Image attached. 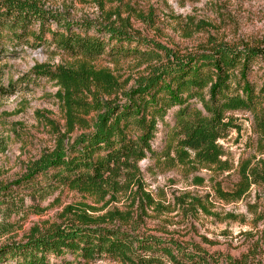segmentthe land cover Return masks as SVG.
Wrapping results in <instances>:
<instances>
[{"label":"rangeland","instance_id":"374dc122","mask_svg":"<svg viewBox=\"0 0 264 264\" xmlns=\"http://www.w3.org/2000/svg\"><path fill=\"white\" fill-rule=\"evenodd\" d=\"M29 1L74 23L116 24L134 38L161 46L172 58L216 46L253 47L264 39V0ZM50 25L56 30L54 23ZM77 63L53 47L25 49L19 57L7 60L18 91L0 97V188L21 179L32 164L62 142L69 146L91 133L97 113L79 111L76 126L69 133L59 84L32 77L37 65L69 70ZM92 66L110 74L118 85L116 93L110 97L99 94L98 99L121 106L124 96L160 64L131 59L114 64L102 58ZM263 74L264 60L251 75L258 86ZM27 78L33 80L24 81ZM91 98L88 96L89 104ZM235 118L240 133L232 130L219 141L228 171L145 159L137 164L138 174L123 172L116 192L82 194L59 187L34 196L21 190L11 206L0 207V246L77 226L78 218L85 215L101 227L164 243L175 250L174 254L181 253L178 259L195 258L202 264H264V186L253 185L237 202L225 203L215 193L218 187L224 192L233 190L241 166L264 168V135L254 128L249 113H238ZM165 135V128L159 127L152 143L157 153L164 150ZM65 262L75 264L70 255ZM161 264L173 263L164 260Z\"/></svg>","mask_w":264,"mask_h":264},{"label":"trees","instance_id":"16d2710c","mask_svg":"<svg viewBox=\"0 0 264 264\" xmlns=\"http://www.w3.org/2000/svg\"><path fill=\"white\" fill-rule=\"evenodd\" d=\"M115 26L74 23L43 11L29 0H0V97L18 91L6 64L8 59L19 57L25 49L53 47L76 60V66L53 70L37 65L32 77L59 84L68 132L74 130L79 111L97 113L91 133L69 146L62 142L32 164L21 179L1 187L0 207L11 206L21 190L34 196L59 187L82 194L116 192L123 172L138 174L137 164L145 159L226 172L229 166L219 141L232 130L240 133L235 118L238 113H249L254 128L264 135V74L259 86L251 77L264 60V39L253 47L216 46L172 58L161 46L134 38ZM102 58L114 64L131 59L160 66L124 96V104L110 106L101 103L98 95L110 97L118 85L110 74L93 68L92 63ZM164 61L167 63L161 64ZM88 96L92 97L90 104ZM170 114L171 120H167ZM159 127L165 128L166 135L164 150L157 153L152 143ZM238 177L231 192L215 189L219 200L237 202L253 185L264 186V168L245 164ZM78 219L77 226L57 228L25 243L0 246V264H70L65 262L67 255L75 264H161L164 260L202 264L195 258L178 259L181 253L174 254L175 250L164 243L101 227L85 215Z\"/></svg>","mask_w":264,"mask_h":264}]
</instances>
